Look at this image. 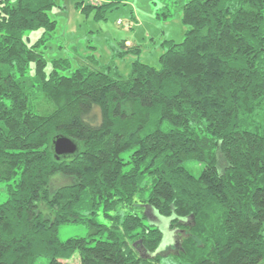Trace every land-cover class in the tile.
<instances>
[{
	"label": "trees",
	"instance_id": "1",
	"mask_svg": "<svg viewBox=\"0 0 264 264\" xmlns=\"http://www.w3.org/2000/svg\"><path fill=\"white\" fill-rule=\"evenodd\" d=\"M126 1L84 11L106 19ZM56 4L0 0V178L13 181L0 204V264H72L76 253L80 264H160L164 234L146 222V206L172 218L181 264H259L264 0L185 2L184 40L165 42L160 67L137 59L128 76L95 57L75 70L67 59L49 64L40 49ZM122 46L120 55L132 51ZM35 99L53 109L36 112ZM59 136L77 153L58 158ZM59 178L67 185L55 187ZM71 223L96 231L61 241L59 227Z\"/></svg>",
	"mask_w": 264,
	"mask_h": 264
},
{
	"label": "rangeland",
	"instance_id": "2",
	"mask_svg": "<svg viewBox=\"0 0 264 264\" xmlns=\"http://www.w3.org/2000/svg\"><path fill=\"white\" fill-rule=\"evenodd\" d=\"M187 1L189 0H128L109 10L106 19H96L95 10L87 13L84 8L100 4L103 0H56V6L49 12L50 17L57 22L56 29L40 50L49 64L57 59L69 60L71 70L87 63L91 57L98 59L101 65L113 61L125 76L130 74L133 62L137 59L150 66L160 67V56L167 50L165 42L173 40L181 43L185 38L188 27L182 21V6ZM164 13H169L168 17H164ZM42 33L41 30L28 31L26 37L30 38L32 44ZM124 42H129L128 48L132 51L120 55L119 52L125 50L122 46ZM136 48L139 49L138 53L133 52ZM33 73L34 64L31 63L27 75L32 76ZM33 106L40 114L53 109L41 99H35ZM186 166L196 176L202 171V166L196 162H189ZM12 183L11 180L0 178V204L7 201L8 185ZM66 183V179L59 178L55 187L67 185ZM40 210L44 215L50 212L43 202L40 203ZM145 213L146 222L157 226L164 234L162 244L156 251L160 264H181L179 254L175 251L179 241L178 232L169 231V235L167 231L172 218L160 215L152 206H146ZM100 221L103 222L101 217ZM95 231L88 224H63L59 227V238L66 241L69 238L88 237ZM139 250L144 256L153 257V254L142 248ZM46 263L45 258L39 262ZM70 263L80 264L78 253ZM259 264H264V259Z\"/></svg>",
	"mask_w": 264,
	"mask_h": 264
},
{
	"label": "water",
	"instance_id": "3",
	"mask_svg": "<svg viewBox=\"0 0 264 264\" xmlns=\"http://www.w3.org/2000/svg\"><path fill=\"white\" fill-rule=\"evenodd\" d=\"M53 149L55 155L59 158L61 156L74 155L78 151V145L71 138L66 136H59L53 141ZM171 232H168L170 235ZM168 242V239H167ZM157 254V253H156ZM155 254H153L154 256Z\"/></svg>",
	"mask_w": 264,
	"mask_h": 264
},
{
	"label": "crops",
	"instance_id": "4",
	"mask_svg": "<svg viewBox=\"0 0 264 264\" xmlns=\"http://www.w3.org/2000/svg\"><path fill=\"white\" fill-rule=\"evenodd\" d=\"M126 45L129 46V42H126Z\"/></svg>",
	"mask_w": 264,
	"mask_h": 264
},
{
	"label": "built area",
	"instance_id": "5",
	"mask_svg": "<svg viewBox=\"0 0 264 264\" xmlns=\"http://www.w3.org/2000/svg\"><path fill=\"white\" fill-rule=\"evenodd\" d=\"M119 24H121V23L119 22Z\"/></svg>",
	"mask_w": 264,
	"mask_h": 264
}]
</instances>
